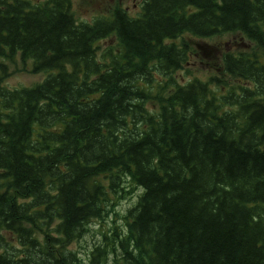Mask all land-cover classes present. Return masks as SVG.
<instances>
[{"label": "trees", "instance_id": "1", "mask_svg": "<svg viewBox=\"0 0 264 264\" xmlns=\"http://www.w3.org/2000/svg\"><path fill=\"white\" fill-rule=\"evenodd\" d=\"M237 33L252 46L220 75L176 78L187 38ZM17 54L46 78L7 86ZM138 188L108 228L112 196ZM94 222L111 230L88 263L72 247ZM0 264H264V0L93 23L71 0H0Z\"/></svg>", "mask_w": 264, "mask_h": 264}, {"label": "rangeland", "instance_id": "2", "mask_svg": "<svg viewBox=\"0 0 264 264\" xmlns=\"http://www.w3.org/2000/svg\"><path fill=\"white\" fill-rule=\"evenodd\" d=\"M43 1V0H34ZM74 13L79 21L93 23L101 17H108L112 11L121 6L128 11L132 17H138L142 13V7L145 0H71ZM179 38L177 43L182 41ZM190 41L194 51L190 53L187 63L176 73V78L181 81H186L193 77H201L208 79L213 75H220L222 57L226 52L238 53L244 48H250L252 45L241 34H221L210 39L193 38ZM116 40H105L100 43V52L105 51L109 47H115ZM10 75L6 79V84L10 88L29 87L42 82L46 78V73L32 72V61H23L21 56L17 54L14 61H8ZM142 192L138 188L132 197H117L112 196L115 201L116 214L108 217V228L112 226H125V214L127 210L136 204L139 194ZM123 196V194H121ZM120 195V196H121ZM103 224V223H102ZM94 222L91 227V232L94 235H89L87 241L81 240L80 243L73 245V250L80 257L89 263V253L95 243L101 239L102 231L109 233L111 229L102 230L101 225ZM104 225V224H103Z\"/></svg>", "mask_w": 264, "mask_h": 264}]
</instances>
